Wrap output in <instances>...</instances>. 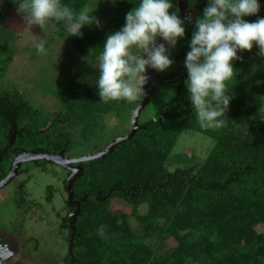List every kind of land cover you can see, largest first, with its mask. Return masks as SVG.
I'll return each mask as SVG.
<instances>
[{
    "label": "trees",
    "instance_id": "obj_1",
    "mask_svg": "<svg viewBox=\"0 0 264 264\" xmlns=\"http://www.w3.org/2000/svg\"><path fill=\"white\" fill-rule=\"evenodd\" d=\"M115 1L116 12L103 31L83 27L82 35L74 36L73 45L80 54L92 52L98 56L106 36L121 30L127 13L141 2ZM183 1L187 7L192 2L194 12L188 14L184 7L185 18L191 19L183 20L184 37L178 38L174 47L167 44L173 63L163 72L155 70L162 80L173 79L186 68L195 21L203 17L209 4V0ZM86 3L87 0H61L77 13ZM258 3L259 12L243 17L246 22L264 18V0ZM3 18L0 13V78L17 54L13 34L1 27ZM257 48L254 45L250 52L238 51L239 59L232 61L235 76L226 81L231 99L223 117L225 127L200 126L189 97L186 71L183 77L165 81L174 83L175 89L157 117L138 122L135 135L119 143L107 156L78 165L84 171L75 178L72 190L78 199L87 197L80 202L65 262L73 256L82 264H264V234L253 229L264 222V73L249 87L262 100L248 112L240 111L246 92L237 73ZM175 64L177 69H173ZM155 82L160 81L151 82L153 94ZM64 96L65 118L56 116L49 124H40L37 112L22 95L0 92V179L14 157L22 153L55 156L60 150L70 151L71 133L62 131L69 117L76 115L86 120L92 114L119 112L127 103L101 102L98 86L89 84L85 76L71 79ZM139 102L140 99L135 103ZM187 131L211 138L214 146L202 163L169 172L166 160L180 135ZM113 198L130 206L140 234L129 225L128 214L109 210ZM102 226L103 235L99 234ZM169 237L177 241V246L172 251H161Z\"/></svg>",
    "mask_w": 264,
    "mask_h": 264
},
{
    "label": "rangeland",
    "instance_id": "obj_2",
    "mask_svg": "<svg viewBox=\"0 0 264 264\" xmlns=\"http://www.w3.org/2000/svg\"><path fill=\"white\" fill-rule=\"evenodd\" d=\"M169 2L173 4L169 13L180 16L178 0ZM185 7L188 12H194L192 2ZM85 8L92 11L89 15L96 17L100 26L92 24V29L86 25L84 27L100 32L115 14L117 3L115 0H87L81 10ZM0 13L4 14L1 27L13 34L17 50L15 58L0 78V92L22 95L37 112L40 124L45 121L49 124L56 116L65 118V87L77 75L85 76L89 84L97 85L100 74L99 68L95 66L97 56L92 52L80 54L73 45L75 37L69 36L63 23L49 24L44 30L37 25L28 26L22 15L17 13L13 0H0ZM41 39L45 40L47 55L38 54L35 48V43ZM156 42L162 43V38L157 37ZM173 69H177V64ZM237 73L243 80L246 92L240 103V111L248 112L262 100L261 96L249 91L253 80L264 73V56L259 54V48L241 63ZM153 74L157 76L156 72ZM154 88L155 93L140 112L138 122L160 114L175 84L155 82ZM144 97L145 93L140 96V102ZM135 102H127L120 107L119 112L92 114L86 120L76 115L69 117V123L62 127L63 132L71 133L72 149L66 153V157L94 155L106 149L115 139L128 135L131 131V115L140 103ZM9 143H12L11 139ZM213 146L214 141L199 132H183L165 166L169 172L194 167L205 160ZM83 171L81 167L79 177ZM70 174L61 165L51 161L26 162L20 165L10 183L0 190V264H82L73 256L65 262L70 252L71 215L76 210L75 205H67L68 197L63 187L64 179ZM109 210L128 214L129 225L136 234H140L129 205L119 198H113L109 202ZM253 229L264 234V222L254 225ZM176 246L177 241L169 237L162 243L161 251H172ZM155 251L160 253L157 248ZM84 264L100 263L92 261Z\"/></svg>",
    "mask_w": 264,
    "mask_h": 264
},
{
    "label": "clouds",
    "instance_id": "obj_3",
    "mask_svg": "<svg viewBox=\"0 0 264 264\" xmlns=\"http://www.w3.org/2000/svg\"><path fill=\"white\" fill-rule=\"evenodd\" d=\"M17 13L29 26L43 30L49 24L63 23L69 36H81L85 25L100 26L87 8L79 13L61 0H13ZM173 4L169 0H141L126 15L125 26L107 37L101 53L95 57L99 68L97 86L101 102L137 101L144 94L149 76L146 69L167 70L173 63L162 38L170 47L183 38L185 28L176 13H169ZM258 0H209L203 17L195 21L196 31L186 55V81L189 97L201 127L220 129L226 126L231 96L226 81L235 76L232 61L239 59L238 51L259 48L264 56V18L246 22L243 17L256 15ZM190 21V17H186ZM37 53L47 55L45 40L35 43ZM104 227L99 230L103 235Z\"/></svg>",
    "mask_w": 264,
    "mask_h": 264
},
{
    "label": "water",
    "instance_id": "obj_4",
    "mask_svg": "<svg viewBox=\"0 0 264 264\" xmlns=\"http://www.w3.org/2000/svg\"><path fill=\"white\" fill-rule=\"evenodd\" d=\"M178 5H179V11H180V19L183 21L185 18L184 15V1L183 0H178ZM162 43L165 44V48H166V52H167V42L162 40ZM187 69H183V71L177 76L174 77L173 79H166V80H162L160 79L158 76H155L153 74L154 69L148 68L146 69V74L150 77L147 84L144 85V91H145V97L143 98V100L138 104V106L135 108L134 112L131 115V119H130V123H131V131L128 135L119 137L117 139H115L114 141H112L108 147L106 149H104L103 151L96 153L94 155H88V156H83V157H78V158H70V159H66L63 157V155L61 153L57 154V155H51V154H31V155H27L25 153H22L20 155H18L11 166V169L9 171V173L7 174V176L0 181V189L4 188L8 183H10V181L14 178V176L16 175V171L18 170V168L20 167L21 164L26 163V162H37V161H41V160H47V161H51L57 165H61L62 167H67L70 171L71 174L68 176V178L66 179V189L68 191V199H67V205L68 206H76V210L75 212L71 215L73 216L72 221H71V225L70 227L72 228V234H71V239L73 238V234L75 232V228H73V224L75 223L76 217L79 214V205L80 202H85L86 201V197L87 195L84 196V198L82 199H75L73 200V190H72V184L76 178V175L78 173V171H80L81 167L77 166V167H68V165H73V164H80L83 162H91V161H95L97 159L103 158L105 156H107L109 153H111V151H113V149L119 144L122 143L126 140L131 139L138 128V116L140 114V112L142 111V109L148 105V103L151 101L152 96H153V90L151 88V82L152 81H160V82H169L171 80H176L180 77H183L186 73ZM78 176V175H77ZM104 200V199H103Z\"/></svg>",
    "mask_w": 264,
    "mask_h": 264
},
{
    "label": "flooded vegetation",
    "instance_id": "obj_5",
    "mask_svg": "<svg viewBox=\"0 0 264 264\" xmlns=\"http://www.w3.org/2000/svg\"><path fill=\"white\" fill-rule=\"evenodd\" d=\"M188 13H190V12H188ZM191 14V13H190ZM154 72H155V70H154ZM59 153H61L62 155H63V157L64 158H66V159H70L71 157H66V153L67 152H65L64 150H60L57 154H59ZM45 154V153H44ZM56 154V155H57ZM14 159H15V157H14ZM14 159H13V161H14ZM57 165V164H56ZM79 164H73V165H68V167H77ZM66 172H68V173H70L71 171L67 168V167H62ZM10 169H11V167H10ZM10 169L7 171V173H6V175L4 176V178L7 176V174L9 173V171H10ZM19 172H21V171H19ZM79 172V171H78ZM77 175H78V173H77ZM77 175H76V177H77ZM4 178H2V179H0V181L1 180H3ZM67 178V177H66ZM64 190L66 191V193H67V197H68V191L66 190V179H64ZM3 189V188H2ZM2 189H0V190H2ZM18 189V188H17ZM17 189H16V191H17ZM14 194H16V193H14ZM13 194V195H14ZM15 196V195H14ZM14 196H13V202H14ZM75 199H78V198H76L75 197V195H74V192H73V200H75ZM19 201H22V199H20ZM19 203V202H18ZM75 209V208H74Z\"/></svg>",
    "mask_w": 264,
    "mask_h": 264
},
{
    "label": "crops",
    "instance_id": "obj_6",
    "mask_svg": "<svg viewBox=\"0 0 264 264\" xmlns=\"http://www.w3.org/2000/svg\"><path fill=\"white\" fill-rule=\"evenodd\" d=\"M91 26H92V25H86L87 28H90ZM93 26H94V24H93ZM6 29H7V28H6ZM90 29H92V27H91ZM7 31H10V30H7ZM15 40H16V39H15ZM15 56H16V55H15ZM15 56H14V58H15ZM14 58H13V59H14ZM77 76H78V75H77Z\"/></svg>",
    "mask_w": 264,
    "mask_h": 264
}]
</instances>
